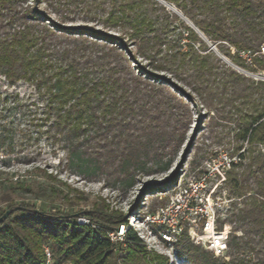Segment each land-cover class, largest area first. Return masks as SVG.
<instances>
[{
  "label": "trees",
  "instance_id": "obj_1",
  "mask_svg": "<svg viewBox=\"0 0 264 264\" xmlns=\"http://www.w3.org/2000/svg\"><path fill=\"white\" fill-rule=\"evenodd\" d=\"M163 1L233 65L264 72V0ZM45 2L59 21L47 19L29 0H0V76L9 85L34 87L44 101L42 117L34 125L44 127L40 135L52 140L57 148L53 151H65L66 161L83 175L116 174L130 187L135 176L168 169L163 152L184 138L188 104L161 84L162 79L155 83L157 77L134 64L129 45L149 68L168 70L206 106H227L231 118L235 109L238 140L264 145V81L227 65L183 22L182 30L170 37L179 19L175 11L167 12L155 0ZM71 14H82L86 22L120 35L85 24L64 26ZM0 128L6 131L4 124ZM14 148L11 140L6 153L15 156L9 162H34L32 154ZM240 167L242 162L227 175L228 191L239 199L227 221L241 233L229 236V259L215 258L183 236L174 246L189 264H264V164L256 158L238 174ZM17 184L26 187L23 181ZM8 210L12 213L0 222V264H43L44 244L58 263L169 264L167 256L145 248L122 212L95 206L74 216L58 210L35 212L30 204H12ZM77 217L88 223H78ZM120 226L127 227L124 240L111 242L108 233Z\"/></svg>",
  "mask_w": 264,
  "mask_h": 264
},
{
  "label": "rangeland",
  "instance_id": "obj_2",
  "mask_svg": "<svg viewBox=\"0 0 264 264\" xmlns=\"http://www.w3.org/2000/svg\"><path fill=\"white\" fill-rule=\"evenodd\" d=\"M29 1L35 4L47 19L59 21V17L52 12L45 0ZM155 1L162 4L167 12L175 11L169 3L163 0ZM175 12L179 19L174 21L173 26L176 30L169 34L170 37L182 30L181 22L191 28L189 24L191 22L181 13ZM84 24L120 35L116 29H105L97 22H86L82 14H71L64 20V26ZM199 37L227 65L255 81H264V72L251 73L233 65L229 59L217 52L209 41L200 35ZM184 42L182 41L181 44ZM129 48L135 55L134 64L144 67L157 77L155 83L162 79L161 84L177 93L189 106L190 118L187 121L183 140L176 148L169 147L163 152V162H169L168 169L135 176L130 187H126L116 174L93 175L94 177H91L90 173L83 175L66 161L65 151H53L57 148L56 145L53 146L52 140L47 141L40 135L44 127L38 128L34 125L42 117L44 109L43 98L34 87L24 82L9 85L0 76V126L4 124L6 131L13 130L8 133L0 128V141L5 140L3 147L0 148V212L7 211L12 204H30L36 210L52 212L58 210L74 216H78L83 210H92L95 206L107 209L109 212H122L127 226L131 227L147 250L167 256L169 264H189L184 257L179 258L176 255L174 244L167 245L158 239L154 226L147 221L148 216L164 206L168 197L190 176H198L202 173L207 159L226 153L236 159L235 165L242 162V167L235 170L238 174H242L246 170V165L256 158H260L264 164V145L249 146L246 142L238 140L235 122L238 115H235V109L231 111L233 114L231 118L228 113L230 108L227 106L225 108L206 106L190 87L168 70H152L148 62L136 54L134 46L129 45ZM230 49L231 53L235 52L233 48ZM241 55L247 58L246 53ZM257 97L258 93L253 98ZM11 140L14 142L15 152L32 154L35 157L34 162L30 164L9 162L8 158L15 156V153L14 155L6 153ZM239 145H242V148L237 150ZM240 154H244V159L238 160ZM228 172L225 176L226 185ZM49 174L53 176V180L47 177ZM18 181H23L26 187H19ZM238 201L239 199L235 198L234 202ZM79 219L88 221L85 217H77L78 223ZM121 228L122 226L118 227L114 233L118 231L120 234ZM232 228H234L233 224ZM126 230L127 227H124L123 231ZM123 240L124 235H121L115 242Z\"/></svg>",
  "mask_w": 264,
  "mask_h": 264
},
{
  "label": "built area",
  "instance_id": "obj_3",
  "mask_svg": "<svg viewBox=\"0 0 264 264\" xmlns=\"http://www.w3.org/2000/svg\"><path fill=\"white\" fill-rule=\"evenodd\" d=\"M261 52L264 53V45ZM237 158L240 160V157ZM235 163L236 159L226 153L207 159L202 173L190 176L168 197L164 206L148 216L147 221L154 226L161 242L172 245L187 236L189 241L215 258L229 259V236L231 233L241 234L234 232L232 224L227 221L235 198L228 191L225 176ZM79 223L87 224L88 221L79 219ZM123 229L124 226L120 234L118 231L109 232L110 241H117L124 234ZM42 248L45 257L43 264H69L58 263L47 244ZM175 258L178 259L176 255Z\"/></svg>",
  "mask_w": 264,
  "mask_h": 264
},
{
  "label": "water",
  "instance_id": "obj_4",
  "mask_svg": "<svg viewBox=\"0 0 264 264\" xmlns=\"http://www.w3.org/2000/svg\"><path fill=\"white\" fill-rule=\"evenodd\" d=\"M189 24H190L191 28H193L201 37H203V35L198 31V29L192 23H189ZM19 209H21V208L16 207L14 210H19ZM35 212H38V211L35 210ZM11 213H12V210L5 211L4 214L0 217V222H3Z\"/></svg>",
  "mask_w": 264,
  "mask_h": 264
}]
</instances>
